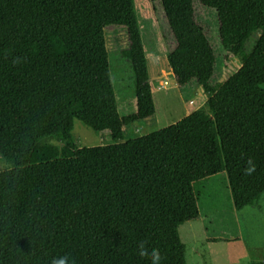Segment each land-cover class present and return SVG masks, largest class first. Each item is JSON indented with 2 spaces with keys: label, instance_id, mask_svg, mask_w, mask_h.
Masks as SVG:
<instances>
[{
  "label": "trees",
  "instance_id": "trees-1",
  "mask_svg": "<svg viewBox=\"0 0 264 264\" xmlns=\"http://www.w3.org/2000/svg\"><path fill=\"white\" fill-rule=\"evenodd\" d=\"M159 1L176 43L168 66L203 88L209 117L124 141L156 115L139 33L122 52L137 111L121 117L100 0H0V264H150L145 241L162 264H188L180 228L200 218L196 187L264 136V0H213L225 57L241 64L222 84L195 0ZM75 119L113 144L79 147Z\"/></svg>",
  "mask_w": 264,
  "mask_h": 264
},
{
  "label": "rangeland",
  "instance_id": "rangeland-1",
  "mask_svg": "<svg viewBox=\"0 0 264 264\" xmlns=\"http://www.w3.org/2000/svg\"><path fill=\"white\" fill-rule=\"evenodd\" d=\"M110 69L121 117L136 113L134 73L122 52L141 38L152 82L156 115L124 128V141L137 139L175 124L195 111L209 117L207 94L195 82L180 86L170 76L167 54L176 46L159 0H100ZM196 19L205 30L215 55L211 82L225 83L240 68L238 59L227 60L221 44L219 23L213 0H195ZM255 38L248 49L251 50ZM162 70H164L162 72ZM165 74V75H164ZM168 76V77H167ZM168 78L163 86L161 81ZM152 81V80H151ZM72 135L81 148L113 144L110 132H97L75 119ZM58 146L62 144L55 142ZM249 158L256 164L245 175ZM0 156V171L7 170ZM200 218L180 228L187 246L188 264H252L264 262V136L254 141L239 157L227 162L226 171L196 187Z\"/></svg>",
  "mask_w": 264,
  "mask_h": 264
},
{
  "label": "clouds",
  "instance_id": "clouds-1",
  "mask_svg": "<svg viewBox=\"0 0 264 264\" xmlns=\"http://www.w3.org/2000/svg\"><path fill=\"white\" fill-rule=\"evenodd\" d=\"M256 170V164L252 158H249L246 162V167L244 168L245 175H252ZM138 254L141 257H149L150 264H162L163 257L158 248H149L146 246V241L141 242L138 245ZM49 264H76L74 257L69 255H58L50 259Z\"/></svg>",
  "mask_w": 264,
  "mask_h": 264
},
{
  "label": "crops",
  "instance_id": "crops-1",
  "mask_svg": "<svg viewBox=\"0 0 264 264\" xmlns=\"http://www.w3.org/2000/svg\"><path fill=\"white\" fill-rule=\"evenodd\" d=\"M164 70H162V72H163ZM169 74H170V76H172L173 78H174V75H173V73H172V71L170 70V72H169ZM165 75V74H164ZM160 77H163V73H162V75L161 76H151V80H152V82L153 81H156L155 79H157V78H160ZM168 77V76H167ZM174 80H175V78H174ZM155 100V99H154ZM158 110L156 109V112H157Z\"/></svg>",
  "mask_w": 264,
  "mask_h": 264
},
{
  "label": "built area",
  "instance_id": "built-area-1",
  "mask_svg": "<svg viewBox=\"0 0 264 264\" xmlns=\"http://www.w3.org/2000/svg\"><path fill=\"white\" fill-rule=\"evenodd\" d=\"M161 83H162L163 86L168 85V83H169L168 78L166 77L163 81H161Z\"/></svg>",
  "mask_w": 264,
  "mask_h": 264
}]
</instances>
